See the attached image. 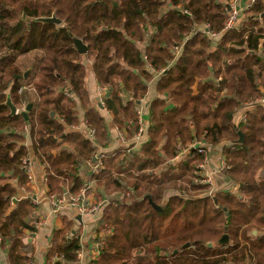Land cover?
Instances as JSON below:
<instances>
[{
	"label": "trees",
	"instance_id": "1",
	"mask_svg": "<svg viewBox=\"0 0 264 264\" xmlns=\"http://www.w3.org/2000/svg\"><path fill=\"white\" fill-rule=\"evenodd\" d=\"M228 7L219 0H0V238L10 247V264H27L24 238L36 232L38 207L31 199L17 201L18 188L29 182L22 166L30 160L27 132L56 195L65 187L71 194L87 188L77 174L80 162L93 161L110 143L105 120L89 100L84 58L93 60L96 81L108 90L104 108L129 142L140 129L137 103L157 74V92L166 96L150 105L149 142L140 153L108 154L91 176L108 196L123 193L125 199L103 210L105 238L93 264H264V104L258 102L264 98V0H256L237 30H226ZM52 16L62 25L38 22ZM74 39L87 47L86 55ZM32 53L42 58L24 79L17 63ZM9 95L21 110L16 116L6 106ZM247 104L253 108L235 126V114ZM79 108L94 141L67 131L79 123ZM199 141L204 154L193 145ZM224 143L231 167L225 174L241 199L192 182L207 146ZM185 151L188 157L175 163ZM180 181L194 191L164 204ZM226 234L230 242L220 246ZM58 240L49 260L58 255L56 264H78V238Z\"/></svg>",
	"mask_w": 264,
	"mask_h": 264
},
{
	"label": "crops",
	"instance_id": "2",
	"mask_svg": "<svg viewBox=\"0 0 264 264\" xmlns=\"http://www.w3.org/2000/svg\"><path fill=\"white\" fill-rule=\"evenodd\" d=\"M230 2L232 3L233 7L241 14L243 24L247 18L248 10L252 8L256 0H230ZM205 33L207 34V31ZM209 36L216 40L218 39V35H216L215 37L212 35ZM263 43L264 40H262L260 45L261 50L263 49ZM84 66L86 68V86L89 93L90 103L104 118L107 129V137L110 140L108 146L100 147L95 154V157L98 160L101 159L103 163L104 156L107 157L108 154L113 155L126 149L127 153H129V144H132L133 138L131 142H129V144L126 143V141H123L121 134L123 133L126 136V130L117 128L113 123V115L104 108L103 101L104 98L108 95V90L100 87L97 83L95 75L93 73V60H88L87 63L84 62ZM159 77V74L155 75L154 79L149 84L148 94L141 102L137 103L138 112H141V118L145 124L146 133H144L140 141L139 148H133V146L130 147L133 148L136 153H140L141 149L149 142L147 130L151 124V103L157 99L166 98V96H162L157 92V82L159 80ZM121 96L125 100L128 99L123 94ZM263 100L264 98L260 99L258 102L262 103ZM252 106V104H247L244 106V108H241L235 114V126H239L241 124L246 116V113L253 108ZM78 107H80V105H78ZM77 116L79 123L74 127L68 129L67 131L77 132L81 133L84 136H87L88 130L90 128L87 126L85 112L81 108H79ZM94 144L96 145V142ZM24 145L28 148L30 153V170L32 179L29 180L26 188H18L17 201L27 200L32 197V203L34 202L33 200L36 199L37 204H33L38 207L36 213L37 217L34 218L33 225L36 228V232H26V236L24 238V243L26 246L25 251L27 253L26 256L29 259L27 264H55V259L59 256L56 255L54 258L49 260V251L53 247L55 240L59 238L58 243H60L63 236H65L69 240L78 238L81 246V250L78 253V264H93L95 259H98L100 256V250H102L101 244L105 238L104 232L99 230L103 210L108 203L117 201V199L122 195L120 193H115L112 196H108L106 193V189L103 187H98L97 182L91 179V176L93 175L91 166L97 164L96 162H93L95 159L94 158L93 161L90 162H80L77 174L78 177L83 180L84 184H88V186L90 187L89 191L86 194V201L90 205H99L98 207H100L101 209L98 211V213L79 215L75 209L70 208L68 205H64L60 210H55L50 203V196L56 194L51 193V190L48 186L49 182L45 167L36 157V155H34L33 142L29 131L25 135ZM225 145H227V143H224L221 146L217 147L209 145L207 146L205 171L211 175L215 173L214 183L210 186V194L229 193L241 199L239 186L234 184L226 176L225 173L223 174L219 171V164L224 157L223 151ZM188 153V151L183 152L181 154V157L178 160H175V163L185 160L188 157ZM89 163L92 165L89 166ZM69 189L65 187V189H63L62 195L57 194V196H78L83 190L82 188L78 194H71ZM169 193L170 194H167L164 198V204H166L174 195H187L186 191H174ZM28 239L31 240L28 241ZM9 250L10 247L8 245H3L0 240V264H10Z\"/></svg>",
	"mask_w": 264,
	"mask_h": 264
},
{
	"label": "built area",
	"instance_id": "3",
	"mask_svg": "<svg viewBox=\"0 0 264 264\" xmlns=\"http://www.w3.org/2000/svg\"><path fill=\"white\" fill-rule=\"evenodd\" d=\"M188 15H191L190 13L186 12ZM228 13H229V19L227 22V26H226V30H233V29H239L240 28V20H241V14L239 13V11H237L236 9H234L233 5L229 4L228 7ZM207 34L212 35V36H216L215 34H211L210 32L207 31ZM177 53L180 52V48H176ZM164 72V71H163ZM67 97H70L71 94L67 93L66 94ZM262 103H264V100L262 101ZM20 113V110L18 109V114ZM139 114V125H140V129L139 132L134 140V142L131 144L133 145V148H139L140 147V141L145 133V124L141 118V112H138ZM88 137L90 138V140L94 141V131L89 129L88 130ZM121 137L123 138V141H125L123 135L121 134ZM200 143V144H199ZM197 143L194 147L199 151V153H205L206 152V148L205 145L201 142ZM129 145V147L131 146ZM133 148H130V150L128 151L129 153L133 152ZM135 152V151H134ZM96 165H92V164H88L89 166L92 167V173L94 175H98L101 168L103 167V163L100 160H98L96 157ZM30 165H31V161L29 159H24L22 162V166L23 169L26 170V173L29 177V180L32 179V174H31V170H30ZM203 165H205V162L200 165L199 167H197L196 171H197V179L201 178V181L208 184L209 186H211L212 184V179L209 178V176H202L201 172L203 170ZM231 169V167L228 165V163L226 162V160L223 158L219 164V171L222 173H225L227 171H229ZM90 185V184H89ZM90 187L87 186V188H84L82 190V192L80 193V195L78 196H57V195H51L50 196V203L52 205V207L55 210H60L61 208H63L64 205H68L70 208L75 209L79 215H85V214H97L98 211L101 209L100 207H98L99 205H90L87 201H86V194L89 191ZM29 199H32V197H30ZM35 204H37V200L34 199L33 200ZM1 240V238H0ZM57 259V258H56ZM55 259V264L58 261V259Z\"/></svg>",
	"mask_w": 264,
	"mask_h": 264
},
{
	"label": "rangeland",
	"instance_id": "4",
	"mask_svg": "<svg viewBox=\"0 0 264 264\" xmlns=\"http://www.w3.org/2000/svg\"><path fill=\"white\" fill-rule=\"evenodd\" d=\"M219 1L221 3H223V4H231L232 5V3L230 1H228V0H219ZM228 15H229V13H228ZM242 22H243V20L241 19L240 20V24H239L240 27L242 26ZM177 54H179V53H177ZM41 58H42V55L41 54H39V53H32V54H29V55H26V56H22L18 60V63L17 64H18V67L20 69L22 68L23 71H26L27 72L28 70H31V72L29 74V75H31V74H35L37 72L38 66H39V62H40ZM83 61L87 63L88 60L86 58H84ZM221 80H222V78H219L218 81H221ZM26 88L30 89L31 87L30 86H26ZM20 113H21V110H20ZM26 130H28V128H26ZM122 135H123L126 143L129 144V140L127 139V137L123 133H122ZM136 136L137 135H135L134 139L132 140V143L134 142ZM199 142H201V141H199ZM197 143H194L193 145L195 146ZM129 145H131V144H129ZM206 162H207V160H206ZM202 167H203V170L201 172V175L202 176H209V178L212 179V184L211 185H213L214 179H215V173H213V175H211V174H209V173H207L205 171V165H203ZM196 173H197V171L195 169V171L193 173V177H192L193 185L199 186V187H202V188H205L204 186H206V185L208 186V184H206V183H204V182L201 181V178L197 179V174ZM189 189H190V186H187L186 182H184V181H180V182L177 183V185H174V186L170 187V190H175V191L178 190V192H182V191L185 192L186 191L187 193L188 192L189 193H192L194 191L193 188H192V190L188 191ZM166 194H170V193H166ZM121 195L122 196L120 198H118L117 201L124 202L125 201L124 194L122 193ZM259 233L260 232L257 231V229L256 230H253L252 231V234H251L252 239L257 238L258 235H259Z\"/></svg>",
	"mask_w": 264,
	"mask_h": 264
},
{
	"label": "water",
	"instance_id": "5",
	"mask_svg": "<svg viewBox=\"0 0 264 264\" xmlns=\"http://www.w3.org/2000/svg\"><path fill=\"white\" fill-rule=\"evenodd\" d=\"M38 22H41V23H48V24H56L58 26H61L62 25V22L59 21L55 16H52L51 18H42V19H38ZM74 45L75 47L77 48V50L79 51V53L81 55H86L87 54V47L83 44L82 41L78 40V39H74ZM31 70H28L25 75H24V79H28V76L30 74ZM6 106L10 109V113L12 116H16L18 114V109L15 107V105L13 104L12 100H11V97L10 95L8 96L7 98V101H6ZM33 107V104H29L28 107L26 108V110L23 112V116L25 117V119L27 120L28 118V112L31 110V108ZM239 136H240V140L241 142H243V139H244V135L239 133ZM94 163L96 162V159H94L93 161ZM149 200V203L154 207V209L156 211H162L161 208L157 207L153 202H152V199L151 198H148ZM226 231H227V228H226ZM31 239H28V241H30ZM230 242V237L228 234L224 235L220 241L218 242V244L220 246H227ZM190 246V244H186L185 246H183V249H187L188 247ZM208 247L212 248L213 247V244L212 243H209L208 244ZM178 252L175 251L173 254H177Z\"/></svg>",
	"mask_w": 264,
	"mask_h": 264
}]
</instances>
